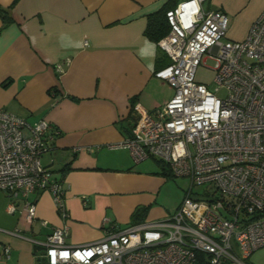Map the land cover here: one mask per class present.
<instances>
[{
  "label": "built area",
  "instance_id": "2783aa9c",
  "mask_svg": "<svg viewBox=\"0 0 264 264\" xmlns=\"http://www.w3.org/2000/svg\"><path fill=\"white\" fill-rule=\"evenodd\" d=\"M203 1L182 0L165 13L169 30L157 45L170 61L155 76L173 95L151 110L133 104L129 135L110 145L126 148L134 162L158 159L172 175L190 178L183 199L172 213L112 225L82 245L67 242L65 224L42 240L25 236L44 264H248L264 247V10L243 39L231 40L226 13L203 10ZM206 58L215 61L211 85L195 80ZM57 134L46 119L30 123L0 109V190L9 212L21 203L27 223L35 190L50 191L67 215L63 184L41 162ZM9 250L2 246L5 256Z\"/></svg>",
  "mask_w": 264,
  "mask_h": 264
},
{
  "label": "crops",
  "instance_id": "0c3cea01",
  "mask_svg": "<svg viewBox=\"0 0 264 264\" xmlns=\"http://www.w3.org/2000/svg\"><path fill=\"white\" fill-rule=\"evenodd\" d=\"M180 1L0 0L12 20L4 26L0 17V109L30 123L46 119L58 131L41 162L62 182L67 210L61 216L51 192L35 190L29 196L35 217L27 223L21 203L9 212V197L0 190V264H44L42 250L25 236L42 240L54 227L67 225V242L82 245L112 225L170 213L156 202L165 182L161 165L160 173L143 169L126 148L110 145L129 135L133 104L151 110L173 95L155 76L162 68L157 57H169L145 29L149 14ZM201 6L224 11L227 38L240 40L264 0H204ZM139 207L145 212L138 219L132 214Z\"/></svg>",
  "mask_w": 264,
  "mask_h": 264
},
{
  "label": "rangeland",
  "instance_id": "374dc122",
  "mask_svg": "<svg viewBox=\"0 0 264 264\" xmlns=\"http://www.w3.org/2000/svg\"><path fill=\"white\" fill-rule=\"evenodd\" d=\"M215 67V61L211 58H206L204 62H201L195 71V80L207 85H211L214 75H215V70L213 69ZM169 94H173L174 90L170 89ZM225 91L223 89L219 90L217 92V95L219 96H224ZM139 163H142V168L143 169H150V170H158L159 165L162 164L161 162L158 161V159H143L139 161ZM166 168V167H165ZM160 173V170L157 171ZM164 177L165 182L160 185L158 188L157 192V199L156 202L158 204L167 206L170 208V213L174 212L176 206L181 202L183 199L186 190L189 187L190 184V178L188 177H179V176H174L170 174L169 176L160 174ZM193 190H198V188L194 187ZM259 249L260 254L259 256L252 255L248 259L249 264H264V247H260Z\"/></svg>",
  "mask_w": 264,
  "mask_h": 264
},
{
  "label": "trees",
  "instance_id": "16d2710c",
  "mask_svg": "<svg viewBox=\"0 0 264 264\" xmlns=\"http://www.w3.org/2000/svg\"><path fill=\"white\" fill-rule=\"evenodd\" d=\"M167 10H169V9H165V8L160 9L158 11H155V12L149 14L147 17L148 21H147V26L145 29V35L150 40H152L154 42H158V40L160 38H162L169 30V24L167 22L166 15H165ZM0 17L3 21L4 26H6L7 24H9L12 21L11 17L1 7H0ZM165 58L166 59H164V62H162L161 56L157 57V60H156L157 68L164 67L165 65H167L169 63V60L167 59V57H165ZM160 165L162 168L161 173L163 175L169 176L171 174L169 172V170L167 168H165V166L163 164H160ZM144 212H145V209L143 207H141V208L139 207L133 212L132 216L139 219V218L143 217ZM141 220H143V219H141ZM141 220H136L135 222L141 221ZM35 247L39 248L36 245H35Z\"/></svg>",
  "mask_w": 264,
  "mask_h": 264
}]
</instances>
